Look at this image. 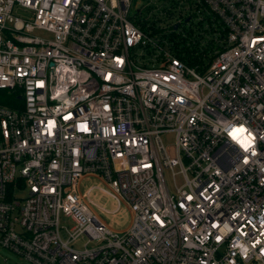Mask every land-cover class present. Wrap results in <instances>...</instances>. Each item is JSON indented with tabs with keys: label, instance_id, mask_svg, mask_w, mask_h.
<instances>
[{
	"label": "built area",
	"instance_id": "1",
	"mask_svg": "<svg viewBox=\"0 0 264 264\" xmlns=\"http://www.w3.org/2000/svg\"><path fill=\"white\" fill-rule=\"evenodd\" d=\"M0 90L2 247L29 264H264V0H0ZM86 176L129 208L125 229Z\"/></svg>",
	"mask_w": 264,
	"mask_h": 264
},
{
	"label": "rangeland",
	"instance_id": "2",
	"mask_svg": "<svg viewBox=\"0 0 264 264\" xmlns=\"http://www.w3.org/2000/svg\"><path fill=\"white\" fill-rule=\"evenodd\" d=\"M144 1V0H143ZM137 2V1H135ZM141 2L133 4V6H140ZM132 6V7H133ZM36 35L40 37H50L44 31H36ZM8 98L7 90H0V100H6ZM165 144L170 145L173 142L171 135L169 137H162ZM167 184L172 188V179L169 172H165ZM177 183H180V179H176ZM103 187V183L100 179L93 176H86L79 183V190L83 196L88 195L90 200L100 206V208H94L97 215L103 220V222L116 231L125 229L131 218L129 208L125 204H118V202L112 197L105 194L100 188ZM62 223H67L62 219ZM86 243L85 238H80L73 242V248L79 250L84 247ZM0 264H29L24 259L20 258L14 252L2 247L0 245Z\"/></svg>",
	"mask_w": 264,
	"mask_h": 264
},
{
	"label": "clouds",
	"instance_id": "3",
	"mask_svg": "<svg viewBox=\"0 0 264 264\" xmlns=\"http://www.w3.org/2000/svg\"><path fill=\"white\" fill-rule=\"evenodd\" d=\"M245 133V128L241 126L233 128L229 135L241 148L248 150L252 145V137L251 135H245Z\"/></svg>",
	"mask_w": 264,
	"mask_h": 264
},
{
	"label": "snow or ice",
	"instance_id": "4",
	"mask_svg": "<svg viewBox=\"0 0 264 264\" xmlns=\"http://www.w3.org/2000/svg\"><path fill=\"white\" fill-rule=\"evenodd\" d=\"M247 130L245 129V132H246Z\"/></svg>",
	"mask_w": 264,
	"mask_h": 264
}]
</instances>
